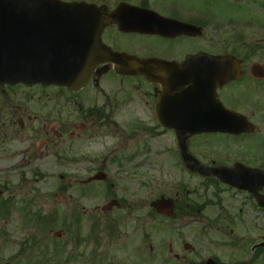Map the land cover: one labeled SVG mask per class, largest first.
I'll return each mask as SVG.
<instances>
[{
    "label": "flooded vegetation",
    "instance_id": "obj_1",
    "mask_svg": "<svg viewBox=\"0 0 264 264\" xmlns=\"http://www.w3.org/2000/svg\"><path fill=\"white\" fill-rule=\"evenodd\" d=\"M62 1L94 4L111 23L79 86L57 80L0 85V170L26 171L17 190L0 191V218L11 216L30 229L53 217L67 233L64 246L61 239L38 241L15 259L171 264L162 257L171 240L167 248L176 264L264 261V234L232 238L241 228L263 232L264 185L249 183L244 191L221 180H242L239 165L264 171L260 154L243 147L264 117V77L252 73L264 62L250 56L258 47L230 35L212 0ZM52 45L58 54L67 51L65 43ZM223 56L236 58L238 79L221 86L211 62ZM225 119L255 132L225 134L219 129ZM30 181L51 184L54 192L21 191ZM164 200L173 208H162ZM197 224L202 232L191 240L210 248L199 263L187 258L184 239ZM160 226L172 236L159 242L156 260L152 235Z\"/></svg>",
    "mask_w": 264,
    "mask_h": 264
},
{
    "label": "water",
    "instance_id": "obj_2",
    "mask_svg": "<svg viewBox=\"0 0 264 264\" xmlns=\"http://www.w3.org/2000/svg\"><path fill=\"white\" fill-rule=\"evenodd\" d=\"M94 8L95 6L87 4H65L60 0H0V84L36 83L41 80L69 81L83 76L85 64L89 60L91 64L94 58L96 62L98 60V44L108 23L107 17L106 20L102 17V22L96 17ZM59 36L67 44V51L62 56L58 55L51 43L58 40ZM37 49L41 52L38 56L40 62L36 57ZM52 56L62 58L54 60ZM234 61L231 57L216 59L217 65H225L223 70L217 68L219 85L237 78ZM39 63L42 66L57 65L56 68L49 69L50 76L37 77ZM43 72L48 73L46 70ZM253 73L254 76L264 77V71L259 67L254 68ZM222 128L223 132L240 133V129L234 131L227 126ZM248 132L252 131L249 129ZM198 171L202 173L201 170ZM254 173L257 174V181H264V172ZM229 183L238 189H249L241 184ZM162 207L170 206L164 202Z\"/></svg>",
    "mask_w": 264,
    "mask_h": 264
},
{
    "label": "rangeland",
    "instance_id": "obj_3",
    "mask_svg": "<svg viewBox=\"0 0 264 264\" xmlns=\"http://www.w3.org/2000/svg\"><path fill=\"white\" fill-rule=\"evenodd\" d=\"M213 3L216 6V11H218L220 14L223 15H235V11H237L234 7L235 4L230 3L231 0H212ZM236 3L240 5L241 8V17L248 19L247 22L244 21V24L239 26L237 30L242 37L246 40V43L248 46L251 47H258L259 51L256 56L255 60L264 61V24L263 26L258 25L256 20L250 19V18H256L258 19L260 23H264V0H235ZM262 25V24H261ZM227 37L230 38V35ZM262 59V60H261ZM260 100V99H259ZM260 129L255 137H250L245 139V142L243 144V147L246 148H252L256 152L257 155L264 154V117L259 118V126ZM4 166H6L8 163H2ZM21 173H26V171H13L8 170L6 167L4 169L0 170V191H2L3 187H7V191H14L17 190L16 183L17 179L20 177ZM49 181V179H47ZM196 188L200 189L201 185L200 180L196 178L195 180ZM28 192L29 194H37L45 192L52 193L54 192L53 185L48 183H43L42 185H34L30 181V185L27 186L25 189H21V191ZM14 194H17L14 192ZM13 194V195H14ZM4 196H9V193L5 194ZM202 198V197H201ZM200 196H197V200L199 203L203 202L201 200ZM1 203V202H0ZM161 227V226H160ZM156 228L154 231H157L156 233H153L152 238L154 240L153 248L155 251L154 257L157 260V258H160L161 249L158 248L159 242L162 240L165 235L172 236V234L168 235V232L164 228ZM201 226L197 224V227L191 226L185 233L184 239L187 241L189 240V243L193 246L195 249L194 253H187V258L189 260H193L196 262H201L203 260H206V258L210 255V248L208 245H205L202 243L201 240L192 241L191 234L198 235V233H201ZM263 232L259 235H256L258 233L252 230H246L245 228H241V230H237L235 232V235L232 236L233 239L236 237H247V238H253L255 240H258L261 235L264 234V228L262 229ZM56 232H62L64 233L62 224L56 223V225L53 226H44L42 228L34 226V228L23 229L21 227L20 221L18 219H13L11 216H2L0 218V264H24L25 260L20 262L21 258L15 259L18 255L20 249H23L26 247L27 244H32L35 242H41V243H48L51 244L52 242L56 241L55 234ZM66 233V232H65ZM65 235V234H64ZM209 238V236L207 235ZM67 238L66 236L63 237L61 240L62 242L59 243V245L64 246V241ZM55 239V240H54ZM171 242V240H168L166 243L165 255H161L162 257L171 258L169 256V250L167 248L168 243ZM25 243L24 245H21ZM198 243V244H197ZM21 245V246H20ZM48 245H46V248ZM48 250V248H47ZM179 253V252H177ZM175 252V254H177ZM65 259V257H64ZM35 262V260H34ZM171 264H175L173 259L171 260ZM157 264H159L157 262ZM253 264H264V261L255 262Z\"/></svg>",
    "mask_w": 264,
    "mask_h": 264
}]
</instances>
